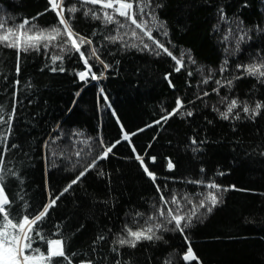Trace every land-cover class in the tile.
<instances>
[{"label":"trees","instance_id":"obj_1","mask_svg":"<svg viewBox=\"0 0 264 264\" xmlns=\"http://www.w3.org/2000/svg\"><path fill=\"white\" fill-rule=\"evenodd\" d=\"M72 2L65 0V7ZM157 4L162 5L156 14L165 22L168 35L155 30L152 35L177 58L184 53L185 67L180 72L174 71L175 62L167 54L156 56L124 48L119 42L109 43L104 37L116 34L115 25L105 27L84 17L82 11L75 13L71 24L97 47L103 45L101 59L111 65L103 79L80 81L74 73L84 69L75 56L65 55L64 72H52L45 66L50 60L43 49L21 53L17 76L15 50L0 49V104L6 119L15 107L10 151L4 162L23 180L20 184L11 175L6 179L10 199L18 193L24 196V201L13 204L12 211L25 201L27 213L42 209L50 194L55 198L104 147L120 140L106 159L98 160L95 168L56 201L42 224L43 234L50 238H56L52 236L55 225L61 226L65 251L80 253L73 264L82 259L114 264L117 257L111 251L112 240L125 224L137 227L133 223L136 212L147 217L152 205H159V193L133 158V146L156 173L165 197L187 194L196 202L202 198L200 193L215 190L188 181L214 180L221 185L217 193L221 202L211 213L199 209L202 220H194V226L186 229L187 242L178 232L163 233L161 241L120 249L121 264H163L169 257L171 264H185L181 256L189 242L199 264H264V109L255 121L242 112L240 120H221L212 110L213 106L224 110L220 102L224 96L247 100L250 105L264 102V84L248 76L234 80L230 90L220 88L219 95L212 92L215 80L242 75L237 64L264 57V0H152L153 7ZM49 7L48 0H0V17L9 26L35 17L37 26L49 27L57 23L55 13L46 11ZM239 28L247 35L237 50L236 41L243 34ZM225 59L227 71L221 75ZM89 63L99 76L102 66L92 60ZM168 73L174 87L165 79ZM210 74L209 83L202 84V78ZM16 80L20 83L15 84ZM205 91L210 95L198 99ZM178 98L184 104L180 112L190 110L193 115L177 112L162 120L176 108ZM158 120L161 122L156 124ZM124 132L131 143L123 140ZM192 138L196 144L191 143ZM13 144L17 147L12 148ZM152 156L155 163L150 162ZM169 160L174 165L171 170ZM100 171L105 175H99ZM101 234L106 239L94 245ZM37 246L46 251L44 245L33 244Z\"/></svg>","mask_w":264,"mask_h":264},{"label":"snow or ice","instance_id":"obj_2","mask_svg":"<svg viewBox=\"0 0 264 264\" xmlns=\"http://www.w3.org/2000/svg\"><path fill=\"white\" fill-rule=\"evenodd\" d=\"M48 4L50 7L46 11L54 12L57 18V23L49 27L37 26L34 22L35 17L32 20L24 19L19 24L9 26L7 19L0 17V49L15 50V72L17 76L20 72L21 53L26 55L29 52H41L43 49V53L50 60V65L46 64L45 66L49 67L52 72L65 71L63 61L65 55H67L69 58L75 56L76 62L83 65L84 70L74 73L80 81L86 82L89 77L91 80L105 78L106 70L110 69L111 65L101 59L100 47H103V45L97 47L93 44L91 37L75 32L72 27L71 21L75 18V13L78 11H82L84 17H90L91 20L100 21L105 27L115 25L113 31L116 34H110L104 37L109 43L116 44L119 42L124 48H134L141 52L148 51L156 56H160L162 53L167 54L175 62V72H180L185 67L183 60L184 53H181L180 57L177 58L159 39L152 35L154 30L162 36L166 37L168 35L165 22L160 21L156 14V8L162 7V5L157 4L153 7L152 0H73L67 7H65V0H48ZM220 11L223 18V10L221 9ZM65 12L68 13L67 18ZM38 15H43V13ZM120 18H123V20ZM239 31L243 34L239 35L236 41L237 50L239 44L243 42L247 35L243 28H239ZM96 34L94 31L92 36L94 37ZM125 37H128V39L125 40ZM85 45H87L86 48H84ZM90 60L97 67L102 66L99 76L93 71V65L89 63ZM189 62L195 63L190 56ZM236 70L241 72L242 75L232 76L231 78L223 77L222 79L215 80L216 87L212 89V92L219 95L220 88L222 87L230 90L233 81L241 79L243 76L253 77L257 82L264 84V57H261L259 61L253 60L248 64H237ZM198 71L203 76V70L199 69ZM219 71L221 75L227 71V59H225ZM187 74L191 76L192 72L189 71ZM170 75L171 73L166 74L165 79L168 80L170 86H173L169 78ZM210 80L211 74L203 77L201 83L208 84ZM19 83V80L15 81V84ZM103 92V88H100L102 95ZM208 95L210 93L205 91L202 96H198L197 98L202 99L203 96ZM103 99L107 101L108 97L103 95ZM220 102L224 105V110L221 111L220 108L215 106H213L212 110L218 114L221 120H240L242 112L247 119L255 121L257 116L261 114V110L264 109V102L259 100L250 105L247 100H239L235 97L229 99L228 96H224L220 98ZM108 106L110 107V105ZM182 108H184V104L178 98L176 108L161 119L166 121L172 115L180 112ZM180 114L191 117L193 112L185 110L184 112H180ZM14 117L15 107L8 113L6 119L5 108L0 104V264H73V259L78 257L80 253L76 251L68 253L65 251V238L60 236L61 226L59 224L55 225L57 231L52 236L56 238H50L43 234L42 224L49 214V209L56 205V201L65 193L69 192L73 185L80 182L89 170L95 168L98 160L106 159L112 153L113 148L121 143V141L117 140L110 146L104 147L98 157L88 163L87 167L81 170L55 198H52L50 194L48 202L42 209L34 210V213H27L28 204L25 201L21 204L20 209L13 212V204L18 201H24L22 193H18L10 199L5 190L6 179L9 175L16 177L20 184L23 183L18 172L6 168L4 162L6 153L10 151L8 148V140L12 133V120ZM160 122L158 120L155 123L159 124ZM122 128L123 126L121 125ZM132 135H135V133ZM123 140L131 143L128 133H123ZM84 143L87 142L85 141ZM100 143L103 145L102 140ZM191 143L196 144V139L192 138ZM15 147L17 146L13 144L12 148ZM45 147H48V145L46 144ZM148 147H151V145H148ZM131 150L134 153L133 158L138 162L143 173L150 178L157 193H159L160 203L159 205H152L153 211L147 217L143 213L136 212L133 217V223L137 224V227L133 229L125 224L121 234L112 240L111 251L117 257L114 260V264H121V259L119 258L120 249L124 247L135 249L143 241H161L164 238L163 233L178 232L187 242L188 237L185 235L186 229L194 226V220H202L203 214L199 213V209H205L207 213H211L213 208L221 202L220 196L217 195L221 190V185L216 184L214 180L207 183L203 180L188 181V183L204 185L206 189L215 190L200 193L199 195L202 198L196 202L187 194L177 196L175 193H172L170 196L165 197L164 190L156 183V173L151 171L148 165L145 164L144 156L137 153L134 146ZM193 151H196V149H193ZM75 155L79 157L80 151L75 152ZM145 155H147L146 152ZM149 159L150 162L155 163L156 157L152 156ZM167 167L169 170L174 167L170 160L168 161ZM99 175L103 176L105 174L103 171H100ZM220 175H223V173H220ZM232 187L234 188V186ZM164 188H167V184H165ZM228 190V188L223 189V191ZM140 218H143L142 224L139 222ZM104 239L106 237L101 234L93 244L95 245ZM34 243L44 245L46 251H42L39 246L33 247ZM181 259L185 264H191V261H197L199 264V258L195 255L190 242L188 243L186 252L182 254ZM78 264H94V262L92 259H82L78 261ZM125 264H130V262H125ZM163 264H171V258H166Z\"/></svg>","mask_w":264,"mask_h":264}]
</instances>
